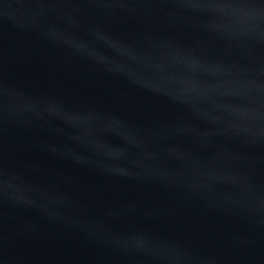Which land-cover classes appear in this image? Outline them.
I'll return each mask as SVG.
<instances>
[{"label": "water", "instance_id": "water-1", "mask_svg": "<svg viewBox=\"0 0 264 264\" xmlns=\"http://www.w3.org/2000/svg\"><path fill=\"white\" fill-rule=\"evenodd\" d=\"M0 264H264V0H0Z\"/></svg>", "mask_w": 264, "mask_h": 264}]
</instances>
